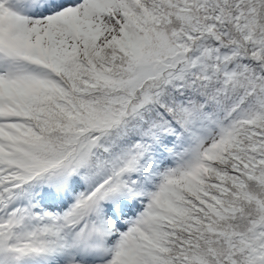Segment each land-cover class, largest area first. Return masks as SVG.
I'll return each instance as SVG.
<instances>
[{"label": "snow or ice", "instance_id": "snow-or-ice-1", "mask_svg": "<svg viewBox=\"0 0 264 264\" xmlns=\"http://www.w3.org/2000/svg\"><path fill=\"white\" fill-rule=\"evenodd\" d=\"M0 264H264V0H0Z\"/></svg>", "mask_w": 264, "mask_h": 264}]
</instances>
